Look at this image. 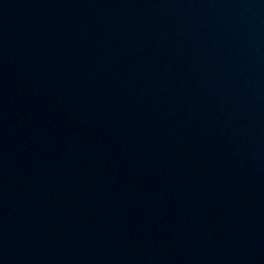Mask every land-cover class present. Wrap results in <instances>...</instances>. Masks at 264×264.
<instances>
[{
    "label": "water",
    "instance_id": "1",
    "mask_svg": "<svg viewBox=\"0 0 264 264\" xmlns=\"http://www.w3.org/2000/svg\"><path fill=\"white\" fill-rule=\"evenodd\" d=\"M0 264H264V0H0Z\"/></svg>",
    "mask_w": 264,
    "mask_h": 264
}]
</instances>
